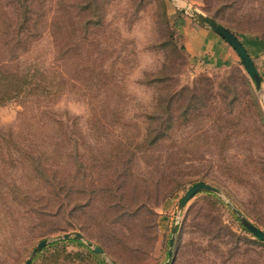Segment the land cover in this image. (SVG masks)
<instances>
[{"label": "rangeland", "instance_id": "obj_1", "mask_svg": "<svg viewBox=\"0 0 264 264\" xmlns=\"http://www.w3.org/2000/svg\"><path fill=\"white\" fill-rule=\"evenodd\" d=\"M96 2L98 26L87 24L83 0H0V264H23L44 239L30 264H98L85 243L102 247L104 264H264V243L227 205L264 233V0ZM190 9L230 28L259 91ZM189 24L222 45L188 35L207 39L190 56ZM17 74L30 87L43 79L48 86L8 97ZM145 114L160 124L142 125ZM149 129L164 138L137 145ZM27 157L57 171L68 189L97 183L90 218L74 221L83 227L33 214L47 189ZM199 181L218 194L199 192L178 212ZM70 232L83 236L81 245L54 240Z\"/></svg>", "mask_w": 264, "mask_h": 264}, {"label": "trees", "instance_id": "obj_2", "mask_svg": "<svg viewBox=\"0 0 264 264\" xmlns=\"http://www.w3.org/2000/svg\"><path fill=\"white\" fill-rule=\"evenodd\" d=\"M97 0H83V4L81 5V10L86 13L87 15V24H92V26H98L101 23V12H100V6L96 2ZM108 0H104V2H107ZM163 1V0H161ZM102 2V0H101ZM233 1L224 2L222 9H228L233 5ZM23 11H21V16H23V13L27 12V8L25 6L21 5L20 7ZM219 13V12H218ZM214 20V19H213ZM215 21V20H214ZM22 24L25 23L24 19L21 21ZM224 28H226L229 32H231L230 28H228L225 25L220 24ZM232 33V32H231ZM233 34V33H232ZM234 35V34H233ZM170 45H172L171 40L168 42ZM172 47L175 49V46L172 45ZM16 77L15 75L11 76V78ZM28 78L27 76L17 74V83L13 84L10 91L6 92L5 95L10 97L11 95H17V97L21 96L25 91H42L45 90L48 86L47 82L43 80H39L33 83V85L30 87L28 86ZM2 84V83H1ZM5 84V83H4ZM4 84L3 87H4ZM7 99V98H6ZM160 118L155 114H145L141 117L140 122L142 125H150V124H160ZM145 124H144V123ZM0 135L2 133L0 132ZM164 135L162 132L156 131V130H145L144 134L141 137V141L137 143V145H156L158 142H160ZM26 157H22L21 159L25 161ZM30 161L31 171L37 176V181L41 183V185L45 186V189H47V195L46 196H37L35 197V206L33 207L34 212L33 214L36 215L39 219H46L51 217H59V218H66L67 220L71 221V223L74 226H81L79 222H74L79 220L80 218L88 219V213L90 210V205L94 201V196L101 192V190L95 189L94 186H96V182H88L86 185L89 187L88 190L84 189L83 187H76L74 189H68L65 186H63L61 183L57 182L56 175L57 171L52 170L51 167H46L42 164V161L40 158L37 157H27ZM125 173V172H124ZM80 185H85V182H82ZM78 181L74 182V185H77ZM80 183V182H78ZM181 181L176 184L177 187L181 185ZM174 186V188L176 187ZM84 199V201H80V199ZM44 201V202H43ZM42 206V207H41ZM114 207V206H113ZM112 207V208H113ZM96 220L98 222H101L102 220L99 219V214L96 215ZM85 219V220H86ZM94 219V217H93ZM73 221V222H72ZM238 221V220H237ZM239 227L246 233L249 234V232L241 225L239 224ZM70 242H74L78 245H81L79 241L74 240H68ZM67 241H60V243H64ZM56 243L51 244V246L55 245ZM99 248L102 253V247L101 246H94ZM93 247V248H94ZM44 249V248H43ZM42 249V250H43ZM87 253L91 255L98 264H104L99 255L93 253L92 249L85 248Z\"/></svg>", "mask_w": 264, "mask_h": 264}, {"label": "water", "instance_id": "obj_3", "mask_svg": "<svg viewBox=\"0 0 264 264\" xmlns=\"http://www.w3.org/2000/svg\"><path fill=\"white\" fill-rule=\"evenodd\" d=\"M190 16L198 23L203 24L208 27V29L213 32L215 35L220 37L227 45L231 47V49L235 52L237 57L240 60V63L245 70L246 74L248 75L249 79L251 80V83L254 87L255 91H259L260 88V78L259 75L253 66L249 56L247 55L244 47L239 42V40L226 28L218 24L216 21L211 19L210 17L203 15L199 12H196L194 9H190L189 11ZM263 114H264V103L262 105ZM199 192H211L214 194H218V191L211 187L210 185L199 181L195 182L192 185L187 188V190L183 193L182 197L180 198L178 204H177V211H181V209L185 206V204L197 193ZM230 208L233 214L237 217L240 224L257 240L264 243V233L261 232L259 229H257L255 226H253L249 221H247L241 214L232 207L229 203L227 204ZM177 229V225L175 224L172 229V234L169 239L168 243V252L167 256L168 259L171 256V248L173 245V235ZM69 238H72L77 241H83V236L78 232H70V233H64L60 236H56L54 240H67ZM47 240H41L36 244V246L31 251L30 256L24 261L23 264H30L32 259L46 246ZM86 247L91 248L93 253L95 254H102V251L97 248L91 247L90 243H85Z\"/></svg>", "mask_w": 264, "mask_h": 264}, {"label": "crops", "instance_id": "obj_4", "mask_svg": "<svg viewBox=\"0 0 264 264\" xmlns=\"http://www.w3.org/2000/svg\"><path fill=\"white\" fill-rule=\"evenodd\" d=\"M191 25V26H190ZM188 27V26H187ZM186 36L183 37V42L185 44V47L187 49V52L190 56H195V55H199L200 51L203 50V46H205V43H207V39L210 40L213 39V41H215V44L217 45H222L220 44V40L218 38H216V36H214L213 34H210V32H207L206 30H204V28H200V26L196 25V24H189L188 29H186L185 31H183ZM203 34L205 37H207V39L203 42V40L199 39V38H193V37H188L192 36L194 34ZM193 38V40H191ZM193 46V48L191 47ZM211 49V48H210Z\"/></svg>", "mask_w": 264, "mask_h": 264}]
</instances>
